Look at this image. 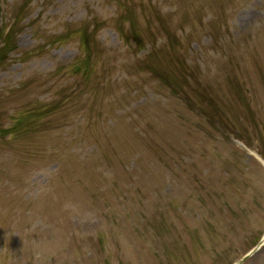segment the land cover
Wrapping results in <instances>:
<instances>
[{
    "label": "rangeland",
    "instance_id": "1",
    "mask_svg": "<svg viewBox=\"0 0 264 264\" xmlns=\"http://www.w3.org/2000/svg\"><path fill=\"white\" fill-rule=\"evenodd\" d=\"M9 29L0 264H232L257 245L264 0H0Z\"/></svg>",
    "mask_w": 264,
    "mask_h": 264
},
{
    "label": "trees",
    "instance_id": "2",
    "mask_svg": "<svg viewBox=\"0 0 264 264\" xmlns=\"http://www.w3.org/2000/svg\"><path fill=\"white\" fill-rule=\"evenodd\" d=\"M10 32H14V31L9 29L7 33L2 34L3 38L0 41V64L2 62V57H5L8 51L14 49V48H11L14 46L13 45L10 46L8 42V37L10 35Z\"/></svg>",
    "mask_w": 264,
    "mask_h": 264
},
{
    "label": "water",
    "instance_id": "3",
    "mask_svg": "<svg viewBox=\"0 0 264 264\" xmlns=\"http://www.w3.org/2000/svg\"><path fill=\"white\" fill-rule=\"evenodd\" d=\"M255 250V249H254ZM254 250H251L249 253H247L241 260H239L238 262H236L235 264H240L248 255H250L251 253L254 252Z\"/></svg>",
    "mask_w": 264,
    "mask_h": 264
}]
</instances>
